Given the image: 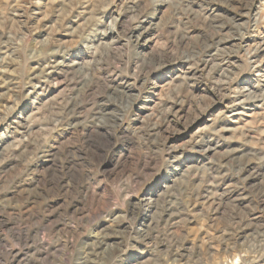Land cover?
<instances>
[{"label": "rangeland", "instance_id": "obj_1", "mask_svg": "<svg viewBox=\"0 0 264 264\" xmlns=\"http://www.w3.org/2000/svg\"><path fill=\"white\" fill-rule=\"evenodd\" d=\"M0 264H264V0H0Z\"/></svg>", "mask_w": 264, "mask_h": 264}]
</instances>
